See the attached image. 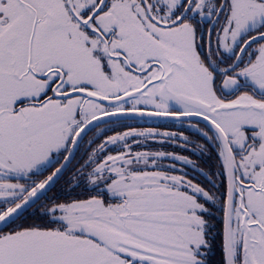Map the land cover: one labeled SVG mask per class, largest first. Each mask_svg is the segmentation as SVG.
I'll use <instances>...</instances> for the list:
<instances>
[{"label": "snow or ice", "instance_id": "1", "mask_svg": "<svg viewBox=\"0 0 264 264\" xmlns=\"http://www.w3.org/2000/svg\"><path fill=\"white\" fill-rule=\"evenodd\" d=\"M144 117L215 150L210 188L162 163L188 158L134 150L189 142L120 119ZM216 248L264 264V0H0V264H213Z\"/></svg>", "mask_w": 264, "mask_h": 264}, {"label": "flooded vegetation", "instance_id": "2", "mask_svg": "<svg viewBox=\"0 0 264 264\" xmlns=\"http://www.w3.org/2000/svg\"><path fill=\"white\" fill-rule=\"evenodd\" d=\"M223 66V65H221ZM124 122V121H123ZM196 120L193 119V123H195ZM130 125L133 128L142 129V128H156L158 131H171L176 133H183L185 137L188 139V143L185 144V142L181 139H177L175 141H169L167 143L161 144L157 142L149 141L147 142L146 148H138L134 150H149V151H164L168 153H173L177 156H183L188 158L190 161H192L191 165H185L177 161H171V160H164L162 161L163 164H175L177 169H183V172L188 173L189 179H194V182L200 183L205 188H210L211 185L209 184L208 180L205 178L204 174H207L208 176H211L212 179H215L214 176H212V173H214L217 170V157L216 152L213 148L208 146L207 142L200 136V134L192 127L189 126L187 120L181 122V121H174L171 119L168 120H157V119H132L129 123H126ZM200 127H203V123L200 124ZM118 131H122L124 129L117 127ZM112 132H107L104 135H111ZM96 135V130L89 132L87 136L84 137V142L81 146L80 151L77 153L76 159L79 160L80 156L84 153L85 149L87 148V142L94 138ZM103 137H101L102 139ZM100 141L97 140V143ZM200 146H204L203 148ZM95 147V145H93ZM82 162V161H81ZM73 164H76V160L73 161ZM203 173V174H202ZM174 174H182L181 172H175ZM61 180V178H60ZM56 183V186L58 182ZM219 183V181H217ZM64 183H62L59 186H63ZM214 191V189H213ZM55 191H51L48 193L49 196L53 195ZM219 219V217H218ZM219 243V239L217 240V244ZM212 262L213 264H216V262L220 259V252L219 249H215V255L212 256Z\"/></svg>", "mask_w": 264, "mask_h": 264}, {"label": "trees", "instance_id": "3", "mask_svg": "<svg viewBox=\"0 0 264 264\" xmlns=\"http://www.w3.org/2000/svg\"><path fill=\"white\" fill-rule=\"evenodd\" d=\"M122 121H124V123H129L132 120H128V119H121ZM77 160V159H76ZM71 176V172H65V174L61 177V180L58 182L56 188L53 189V191H57V189H63V190H68V185L65 183V181ZM62 183H64L63 186H59ZM77 192L81 191V189H76Z\"/></svg>", "mask_w": 264, "mask_h": 264}, {"label": "water", "instance_id": "4", "mask_svg": "<svg viewBox=\"0 0 264 264\" xmlns=\"http://www.w3.org/2000/svg\"><path fill=\"white\" fill-rule=\"evenodd\" d=\"M113 119H117V118H113ZM120 119H126V118H120ZM133 119H157V120H168V119H164V118H156V117H144V118H133ZM195 119V118H193Z\"/></svg>", "mask_w": 264, "mask_h": 264}]
</instances>
